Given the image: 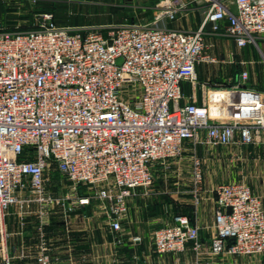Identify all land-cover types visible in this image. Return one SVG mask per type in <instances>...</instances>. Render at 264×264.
Masks as SVG:
<instances>
[{"label":"built area","instance_id":"1","mask_svg":"<svg viewBox=\"0 0 264 264\" xmlns=\"http://www.w3.org/2000/svg\"><path fill=\"white\" fill-rule=\"evenodd\" d=\"M195 1L208 7L197 31L152 23L106 30L60 26L52 12L39 14L32 29L23 31L21 25L7 27L0 15L2 264L30 256L10 246L4 221L13 206L23 218L26 205H37L41 241L34 264H53L45 232L55 211H73L93 198L111 230L121 231L136 189L151 193L158 180L178 178L185 165L194 202L201 201L199 147L264 144L262 91L240 98L232 91L240 100L239 115L228 122L215 121L207 103H181L183 83L196 80L197 66L209 59L205 27L218 29L225 21L240 47L255 42L264 35V0ZM187 6L185 0H165L154 23L175 20ZM242 79L250 81L247 72ZM51 170L67 186L65 195L50 188ZM80 185L92 187L94 195L79 198ZM214 192L211 252L263 255L264 195L246 180L221 183ZM190 243L196 253L205 252L200 228L187 215L153 233L160 254L181 253Z\"/></svg>","mask_w":264,"mask_h":264},{"label":"crops","instance_id":"2","mask_svg":"<svg viewBox=\"0 0 264 264\" xmlns=\"http://www.w3.org/2000/svg\"><path fill=\"white\" fill-rule=\"evenodd\" d=\"M185 1L188 6L175 20L166 22L171 28L197 31L203 25L207 4ZM9 9L18 17L23 16L20 6L11 5ZM204 38L209 59L197 66L196 80L183 83L181 103H207L215 121L228 122L239 115L237 97L248 91L264 92V35H257L255 42L240 47L226 33L224 21L219 23L218 29L209 23ZM244 72L248 73L249 82L243 81ZM232 91L239 93L237 97ZM197 155L202 159L203 172L202 198L198 204L194 202L193 183L188 165H185L183 176L161 178L151 193L145 188L136 189L128 199L129 213L121 231L111 230L107 216L98 205H81L69 214L55 211L45 232L53 264H264V254L238 256L211 252V240L216 232L214 189L221 183L246 180L255 193L264 195V144L199 147ZM175 167L174 163L172 168ZM58 179V185H64L60 176ZM163 196L169 199L166 201ZM26 208L27 215L23 218L18 206L11 207L5 216V228L11 233V248L17 252L25 249L30 254L29 258L17 259L14 264H34L33 253L41 241L38 207L32 203ZM178 215L189 216L192 223L199 226L204 253H196L192 243L181 253L156 252L154 231L166 223H174Z\"/></svg>","mask_w":264,"mask_h":264},{"label":"rangeland","instance_id":"3","mask_svg":"<svg viewBox=\"0 0 264 264\" xmlns=\"http://www.w3.org/2000/svg\"><path fill=\"white\" fill-rule=\"evenodd\" d=\"M164 2L165 0H0V12L6 19L7 27L15 28L14 25H21L20 30L23 31L31 30L37 16L44 12H52L60 26H90L99 30H106L123 24L144 25L152 23V27L170 29L171 27L166 22L170 20L168 17H160L158 22L154 23L156 16L161 14V5ZM11 5L20 6L23 9L21 14L23 16L18 17L17 14L13 13V10L9 9ZM262 160L264 163V157ZM183 174L184 171L182 170L181 175L183 176ZM58 175L56 171H50L52 178L50 188L57 196L65 195L68 188L65 185H58ZM94 192L92 187L80 185L77 196L79 198L93 196ZM163 197L166 201L169 199L166 196ZM90 203L98 205L97 200L93 198H91ZM70 212L72 211H68L67 214Z\"/></svg>","mask_w":264,"mask_h":264},{"label":"trees","instance_id":"4","mask_svg":"<svg viewBox=\"0 0 264 264\" xmlns=\"http://www.w3.org/2000/svg\"><path fill=\"white\" fill-rule=\"evenodd\" d=\"M4 19V18H3ZM5 20V19H4ZM6 24V23H5Z\"/></svg>","mask_w":264,"mask_h":264}]
</instances>
